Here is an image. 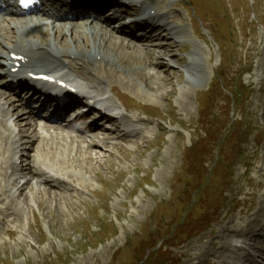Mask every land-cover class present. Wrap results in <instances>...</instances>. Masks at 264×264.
Instances as JSON below:
<instances>
[{"label": "rangeland", "instance_id": "obj_1", "mask_svg": "<svg viewBox=\"0 0 264 264\" xmlns=\"http://www.w3.org/2000/svg\"><path fill=\"white\" fill-rule=\"evenodd\" d=\"M171 6L187 30L181 46L159 40L152 58L110 49L122 76L143 74L101 87L138 142L100 134L87 150L92 130L82 143L41 136L34 150L0 156V264H231L229 238L264 233V0ZM92 36L80 43L93 46ZM220 75L237 98L222 92ZM241 239L246 249L234 256L255 255L258 238Z\"/></svg>", "mask_w": 264, "mask_h": 264}, {"label": "bare ground", "instance_id": "obj_2", "mask_svg": "<svg viewBox=\"0 0 264 264\" xmlns=\"http://www.w3.org/2000/svg\"><path fill=\"white\" fill-rule=\"evenodd\" d=\"M111 1H117L123 5H128L130 8L126 10L127 13L133 11L134 14H138L140 11L133 8L137 5H140L145 11V14L147 15L146 24L138 26H141L143 27V30L148 31V37L145 40L148 46L143 44L145 38L136 42V40L132 39L130 36L125 34L117 35L112 31L110 26L111 21L119 17H123L120 21L122 24L126 21V18H124V16L126 17V14L117 11H115L114 16L109 19L108 23L98 24L97 22H94V20L82 18L71 23V25H54L51 27L52 29H50L51 33L54 35L49 38V40H43L41 39L42 37L40 38L38 35L39 33L46 31L44 30L46 29V26L42 22L28 20L27 18H21L24 20L16 19L14 21L12 19L6 20L3 18L0 19V68L4 70V73H6L8 78H12L13 82H19L23 87H33L31 82H27L28 74H49L57 79L67 82L71 88H76L78 94L81 93L88 99H96L97 101H100L99 107L100 109L106 108L105 114L103 115L102 120H93L91 127L102 123V121H105V123L108 124L118 120V114H113L110 111V108H113V106L106 102L107 100L113 103L112 98L105 92L102 93L99 85L104 86L113 81L115 83H129L132 76H141L143 74H137L136 69H132L128 70L130 74L132 73L131 77L127 78L126 76H122L124 72V63L119 60L117 56H114V53L110 51L111 47H116L117 44L121 43L120 47L128 50L134 49L135 52L141 50L152 58L151 54L155 49L154 47H156L157 40L161 38H170L175 40L178 46H181L180 43H183V39H185L187 32L184 28L176 26L175 22L169 17L171 14H179L178 10H175L171 6L166 7L164 5V3L172 5V3L169 4V0H102L100 2L96 0H88L86 1V4L78 5L75 10L81 13H85L89 9L101 12L103 11L102 5L108 4L107 2ZM120 11L125 10L122 9ZM179 17L180 14L179 16L176 15L177 19H179ZM88 34L93 35L92 37L95 40L93 46L88 43H80L86 39ZM67 40H69L70 43H68ZM13 54L22 57L23 62L20 63V61H18L20 65H16V61L12 57ZM148 64L154 66L151 61ZM168 65L170 66V64ZM15 67H19V70L16 73H12L11 69H14ZM4 73H0V156L4 155L7 151L16 153L18 150L20 151L21 146H26L29 150H34V145L42 140L41 136L44 134V132H37L33 124L37 123L28 120L26 117V114H30L28 106L36 96L35 98L27 96V93L20 90L21 86H19V89L16 91V95L13 96L12 92H9L12 90H10L8 86L2 85L1 77ZM7 81L8 80L4 82L6 83ZM134 81L135 80L130 83L134 84ZM2 88H6L8 91L2 90ZM21 97H23L24 100H27V107L23 108L21 106ZM66 97L71 96L68 94ZM72 98L79 99L77 95H74ZM46 103L47 102L44 104ZM68 107L69 103H65L59 108V110L65 111ZM127 118L128 116L125 115L124 120H127ZM23 121H25V124L18 128L17 133L19 135V141H22L20 145L15 143V138L12 136L15 133L14 127ZM60 131L62 130H54L56 134ZM50 132L51 131L48 133ZM111 132L114 133L113 131H107V133ZM53 135L54 134L43 137L54 138ZM80 137L82 138V136L69 134L62 138L71 142H85L79 141ZM98 138V136H95L93 139L91 138L92 141L90 142L86 140L88 142L87 150L99 146L97 143ZM103 139L105 140L106 138ZM125 141L134 142V140L130 138H126ZM138 141V139L135 140V142ZM2 165H7V161L0 159V166ZM28 165L29 170L34 168L32 162H29ZM0 176L3 177L0 181V185H2L3 181H5L4 177L6 178V172L0 170ZM59 179L60 178H58V180ZM257 227L264 230V224H258ZM249 230L246 238H263V236L259 235L254 229V231L251 229ZM244 236H246V234L238 233L236 236L229 238V243L223 248H225L226 251H230V248L232 249L233 247L241 250L242 248L232 244V240L235 237L242 238ZM256 251L264 258V245L257 247Z\"/></svg>", "mask_w": 264, "mask_h": 264}, {"label": "trees", "instance_id": "obj_3", "mask_svg": "<svg viewBox=\"0 0 264 264\" xmlns=\"http://www.w3.org/2000/svg\"><path fill=\"white\" fill-rule=\"evenodd\" d=\"M222 82L226 85V87L229 88V86L227 85V80H226V79L222 78ZM233 86H234V87H233ZM233 86H232L233 91L231 90V93H232V95H233V98H237V94H236V92L234 91L236 84L233 85ZM206 132H207V137H208L209 139L213 138V137L211 136V133H210L209 131H206ZM220 152H221L220 154L223 155V151H220ZM199 162H200V160H199ZM200 163H201V162H200ZM101 230H107V228H106V227H102ZM115 232H116V231H115ZM103 233H106V232H103ZM168 239H169V237L166 236V237H165V240H168ZM155 249H156L155 246H153L152 248H150V249L148 250V251L150 252L149 254H156L157 252L155 251ZM160 253H162V252H160ZM156 257H157V259H160L161 257L163 258V254H161V255L157 254ZM159 262H160V260H158L157 262H154V263H159Z\"/></svg>", "mask_w": 264, "mask_h": 264}]
</instances>
